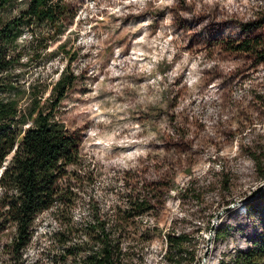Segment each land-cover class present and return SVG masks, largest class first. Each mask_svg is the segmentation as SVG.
Returning <instances> with one entry per match:
<instances>
[{
	"label": "rangeland",
	"instance_id": "obj_1",
	"mask_svg": "<svg viewBox=\"0 0 264 264\" xmlns=\"http://www.w3.org/2000/svg\"><path fill=\"white\" fill-rule=\"evenodd\" d=\"M63 1L58 35L48 23L35 39L25 30L12 52L21 56L1 76L0 98L19 106L15 127L50 111L68 67L77 79L53 112L80 137L75 169L91 183L75 218L89 215L90 195L112 212L128 183L153 207L130 224L143 233L134 264H173L168 234L186 235L184 263L235 264L264 236V63L226 42L253 27L264 35V0ZM28 3L0 9V26ZM61 219L54 209L38 215L26 264L60 253ZM12 236L0 234V264H11Z\"/></svg>",
	"mask_w": 264,
	"mask_h": 264
},
{
	"label": "trees",
	"instance_id": "obj_2",
	"mask_svg": "<svg viewBox=\"0 0 264 264\" xmlns=\"http://www.w3.org/2000/svg\"><path fill=\"white\" fill-rule=\"evenodd\" d=\"M12 1L0 0V9ZM65 14L63 0H29L27 9L1 24L0 81L2 74L21 56L17 52L15 57L12 52L24 31L28 30L35 39L38 24L48 23L55 37ZM252 30L245 29L244 38L228 41L226 45L228 50L248 54L261 64L264 63V35L254 27ZM39 37L47 39L43 34ZM76 79L65 67L55 84L56 99L50 111H39L34 125L24 131L15 127L20 113L17 101L0 98V234L13 228L7 246L11 264H26L25 250L35 235L38 215L50 209L62 216L60 228L53 233L61 251L52 255L51 264H134L131 245L138 243L143 233L136 228L133 231L130 224L153 208L149 197L133 191L127 183L120 203L112 212H102L92 195L88 216L76 219L72 212L91 184L84 183L90 175H82L75 169L81 164L80 137L56 121L53 111ZM226 232L225 228L216 231L217 239ZM166 239L168 259L173 264H190L180 261L186 235L168 234ZM233 261L264 264V236L253 246L237 251Z\"/></svg>",
	"mask_w": 264,
	"mask_h": 264
}]
</instances>
